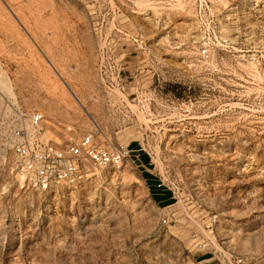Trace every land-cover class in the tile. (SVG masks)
I'll return each instance as SVG.
<instances>
[{
	"label": "rangeland",
	"instance_id": "obj_1",
	"mask_svg": "<svg viewBox=\"0 0 264 264\" xmlns=\"http://www.w3.org/2000/svg\"><path fill=\"white\" fill-rule=\"evenodd\" d=\"M132 1L116 80L86 0H0V98L40 110L44 141L70 124L129 150L45 191L9 158L0 264H264V0H176L166 28Z\"/></svg>",
	"mask_w": 264,
	"mask_h": 264
},
{
	"label": "built area",
	"instance_id": "obj_2",
	"mask_svg": "<svg viewBox=\"0 0 264 264\" xmlns=\"http://www.w3.org/2000/svg\"><path fill=\"white\" fill-rule=\"evenodd\" d=\"M146 1L144 9H132L131 13L150 18L156 27L166 28L168 10L176 0ZM126 2L133 3L132 0H86L87 13L92 20L91 29L100 49L98 62L100 66L105 63L114 64L116 80L122 78L119 64L124 54L114 56L109 50L125 47L126 44L120 43L119 35H116L126 33L112 21L115 16H128L124 8ZM132 6L137 7L135 4ZM104 18H111L110 23L107 24ZM142 42L137 38H131V44L136 46ZM198 56L202 61L207 60L209 57L207 46H200ZM102 79H105L104 73ZM0 99V168L7 166L11 158L17 175H22L23 181L36 190L45 191L52 186L71 185L86 180L96 170L119 167L128 155L127 146H112L99 139L96 131L92 129L86 128L77 137L70 124L61 128L62 139L59 142L44 141V115L40 110L27 109L17 100L10 98ZM161 184L158 183L157 186ZM160 222L167 225L169 215H162ZM228 262L243 264V259L234 257Z\"/></svg>",
	"mask_w": 264,
	"mask_h": 264
},
{
	"label": "bare ground",
	"instance_id": "obj_3",
	"mask_svg": "<svg viewBox=\"0 0 264 264\" xmlns=\"http://www.w3.org/2000/svg\"><path fill=\"white\" fill-rule=\"evenodd\" d=\"M137 1H139V0H136V1H135V5L137 6V9L142 10V9H144V8L146 7V4H147V1H146V0H141V1H140V2H144V3H145V6H143V7L138 6Z\"/></svg>",
	"mask_w": 264,
	"mask_h": 264
},
{
	"label": "crops",
	"instance_id": "obj_4",
	"mask_svg": "<svg viewBox=\"0 0 264 264\" xmlns=\"http://www.w3.org/2000/svg\"><path fill=\"white\" fill-rule=\"evenodd\" d=\"M136 150V149H135ZM146 156V155H145ZM141 161V160H140ZM144 161L146 162V164L148 163V156H146L145 158H144ZM142 162V161H141ZM143 163V162H142ZM161 193H156V195H160ZM204 260H206V259H204Z\"/></svg>",
	"mask_w": 264,
	"mask_h": 264
}]
</instances>
